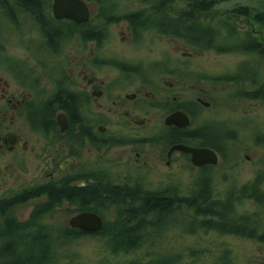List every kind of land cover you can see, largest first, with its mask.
<instances>
[{
  "label": "flooded vegetation",
  "instance_id": "1",
  "mask_svg": "<svg viewBox=\"0 0 264 264\" xmlns=\"http://www.w3.org/2000/svg\"><path fill=\"white\" fill-rule=\"evenodd\" d=\"M3 12L9 16L11 31L20 32L19 37L27 35L39 40L36 48L40 45L41 48L36 50L43 51L34 52L28 46L31 41L25 45L24 60L5 55L0 58V205L7 210L6 218L8 215L16 218L17 208L30 206L25 219L28 220L35 207L46 205L43 210L46 218L66 219L61 225L69 229V221L74 216L97 214L96 211L80 207L79 198H74L60 212L54 213L59 205L57 200H49L47 194H43L46 190L85 189L95 184L94 180L117 188L158 189L172 180L157 184L158 181L145 179L155 178L160 174V167L169 168L177 161L191 174L189 187L200 176L208 181L209 187L219 191L220 182L225 178L220 166L227 161L229 149L240 133L235 127L225 126L217 117L220 110L216 79L213 81L207 76L200 84L192 86L187 82V64L181 72L177 71V78L174 67L168 66L160 74L151 75L149 71L129 67L119 58L102 57L98 51L106 45L112 27H122L127 32L122 33L121 40L133 42L134 33L128 22L61 25L70 22L54 21L53 25H44L17 10L11 0H0V14ZM23 25L32 27L22 33ZM47 26L57 30L49 44ZM65 27L72 32L64 33ZM99 27L105 30L96 31ZM0 32L7 30L0 28ZM64 35L67 37L63 38ZM97 35H107L103 45L96 42ZM69 36L77 41L72 54L63 61L60 70H51L50 66L55 65H48V52L57 54ZM49 77H57V85L48 80ZM44 106L50 107V112L37 118V108ZM177 112L189 119L187 128L164 125L165 119ZM161 128L164 133L185 131V142L169 144L164 133H160ZM261 134L263 137L258 139L260 144L257 145L264 146V132ZM210 137H216V144L207 141ZM176 145L210 150L216 154L217 164L194 167L191 155L170 152ZM245 161H250L248 156H244ZM234 165L226 169L238 171L239 163ZM31 171L37 172L40 179L31 182L27 177ZM252 177L250 183L241 187L231 183L227 189L232 187L238 193L242 187L256 185L264 191V159L256 162ZM259 180L263 181L259 183ZM32 191L35 196L31 199ZM20 197L23 202L14 207ZM245 201L254 202V199ZM98 216L104 225V219ZM5 220L0 217L1 224ZM74 230L89 237L98 234Z\"/></svg>",
  "mask_w": 264,
  "mask_h": 264
},
{
  "label": "trees",
  "instance_id": "2",
  "mask_svg": "<svg viewBox=\"0 0 264 264\" xmlns=\"http://www.w3.org/2000/svg\"><path fill=\"white\" fill-rule=\"evenodd\" d=\"M11 1L17 10L23 11L32 20L53 25L54 20L49 13V0ZM83 1L97 8L96 25L128 22L135 38L148 30H156L160 35L173 37L183 42L185 47H191L198 52L209 51L216 55H240L250 58L249 62L239 66L233 76L226 79L231 83H239L241 87L244 85L242 81L247 83L248 89L237 90L240 98L249 102L264 103V70L260 69L264 65V0H248L247 5L233 6L224 14L228 18L218 27L206 25L204 20L206 16L214 13L218 3L227 0H137L133 11L121 8L118 0ZM45 8L48 10L44 11ZM236 18L254 24L258 30L255 33L239 32L230 23L231 19ZM66 24L68 23H62ZM91 24L90 21L87 25ZM62 30L64 33L72 32L71 28L65 27ZM104 30L103 27L96 28L98 32ZM45 31L47 43H52L57 30L47 26ZM105 36L95 37L99 46L105 42ZM66 40L68 39L64 41ZM256 62L258 65H255ZM44 107L37 108L39 110L37 118L45 117V114L50 112V107ZM163 136L169 144H179L185 142L186 132L167 130ZM215 138L210 137L207 141L216 144ZM256 144H260L258 139ZM94 181L96 182L94 185H88L85 189L68 190L65 187L58 191L49 189L47 193L53 201L61 196L70 200L79 198L82 205L80 207L96 211L104 219L103 227L92 237L99 238L103 245L105 244L104 249L109 256H117L119 253L125 254V257L133 255L146 245V241L155 237L158 231L161 232L169 222H173L174 214L181 213L182 208L192 211L191 222L196 223L193 231L182 230V233L193 234L196 230L204 233L214 231L221 236L264 240L263 233H259L258 214L237 215L233 209L234 204L249 198H253L256 205L264 207V191L256 185L242 187L238 193L231 187L222 195L209 187L208 181L203 177L197 176L193 184L187 187V194H182L176 184L153 191L159 192V195L151 193L140 195L133 188H117L109 183ZM262 181L259 180V183ZM34 193L35 191L29 193L31 199L35 196ZM23 200L21 197L17 199L14 207ZM46 207V205L35 207L28 221L20 223L11 215L6 218L7 210L0 205V217L6 219L4 223H0V264H62L58 249L88 236L47 219V214L43 211ZM151 215H155L156 222L165 220L168 223L164 226L156 225V222L151 223L149 222L152 219ZM140 217L143 218L139 219ZM148 228L152 231L149 232ZM223 251L225 253L217 257L218 261L215 264H233L228 258L227 251ZM177 262L178 256L168 255L145 262L134 259L125 264H177ZM67 264L81 263L70 260Z\"/></svg>",
  "mask_w": 264,
  "mask_h": 264
},
{
  "label": "rangeland",
  "instance_id": "3",
  "mask_svg": "<svg viewBox=\"0 0 264 264\" xmlns=\"http://www.w3.org/2000/svg\"><path fill=\"white\" fill-rule=\"evenodd\" d=\"M49 0V4L51 5ZM121 8H127L128 11H133L137 0H118L117 2ZM249 4L248 0H227L218 3L212 15L206 16L204 24L212 25L213 27L220 26L219 24L228 17L224 15L233 6H244ZM48 10L47 8L43 9ZM91 10V25H96L95 16L98 13L97 8L90 4ZM50 13V11H49ZM7 13L0 14V28L7 30V32H0V58L8 56L25 59L26 44L34 52H41L36 50L41 48L38 46L39 40H34V37L23 35L17 36L20 32L10 30V20ZM230 23L234 25L239 32L255 33L258 29L252 23H246L241 18L231 19ZM62 25V24H61ZM69 25V24H66ZM123 25V24H121ZM31 25H23L21 32L29 30ZM25 30L23 32H25ZM22 32V33H23ZM126 33L122 27H112L109 29L106 45L103 46L98 53L102 57L109 59L119 58L129 65L131 68H140L145 70L151 75H158L166 70L168 66L174 67L176 70V77L178 78L179 72L184 69L186 65L188 68L186 77L187 82L196 86L204 81L206 77L210 80L219 82L216 84L218 94L217 101L219 103L220 114L218 119L223 122L227 127H235L239 130L238 138L232 143L227 154V161L220 167L224 171L225 180L220 183L219 192L224 195L228 190V185L238 187L253 180L252 171L256 167V162L259 159H264V146H259L255 143V139H262V132H264V103L262 102H249L238 95L237 90L248 89L247 83L243 82L241 87L239 83H231L226 77L233 76L242 63L249 62L250 58L240 55H216L212 52H198L191 47H185L183 42L169 36L160 35L156 30H148L142 35L138 36L135 40L133 35V42L129 40L122 41V33ZM63 42V46L57 54H47L48 65L52 70H60L61 64L66 61L67 57L72 54L77 41L72 36ZM37 42V43H35ZM43 47V45H42ZM50 49V48H49ZM43 52V51H42ZM50 55V56H49ZM56 55V56H55ZM57 62V63H56ZM58 65V67L56 66ZM255 65H258L256 62ZM2 69V68H1ZM264 70V65L260 68ZM179 71V72H177ZM223 78L225 80L220 81ZM199 115V113H198ZM162 125V121H160ZM162 129V128H161ZM146 132V131H144ZM164 129L160 133H164ZM256 137V138H255ZM244 156L249 157V162H244ZM230 157V160H229ZM243 162V163H240ZM239 163L238 171L231 172L226 167L236 166ZM184 165L181 161H177L169 168L158 169V175L154 177H147V181H161L172 180L177 184L182 194H187V187L189 184L190 172L184 171ZM28 179L32 182L40 179L37 172L31 171L28 173ZM234 183V185H233ZM31 210L30 206L17 208L14 211L16 218L23 221L27 218ZM181 213L174 214L173 222L165 220L157 221V224L166 228L158 231L157 235L145 242V246L137 250L133 255L125 257V254L119 253L117 256H109L104 249L103 243L97 237H83L72 243H68L66 247L58 249L60 254L61 263L67 264L72 261H78L81 264H125L134 259L148 261L158 256H178L177 264H215L218 261V256L227 251L228 258L233 264H264V240L256 241L245 238H237L226 235H219L214 231L204 233L201 230H196L193 234L182 233V230L193 231L196 228V223L189 221L192 215L191 210L181 209ZM237 215H254L258 214L259 220V233H263L264 237V207L256 205L253 201L243 200L238 203L235 208ZM107 216V215H106ZM109 218V217H108ZM112 219V217H111ZM53 223L61 225L57 216L51 219ZM180 227H178V224ZM151 228L148 231L151 232ZM159 234V235H158ZM264 239V238H263ZM104 242V241H103ZM150 244V245H149Z\"/></svg>",
  "mask_w": 264,
  "mask_h": 264
},
{
  "label": "water",
  "instance_id": "4",
  "mask_svg": "<svg viewBox=\"0 0 264 264\" xmlns=\"http://www.w3.org/2000/svg\"><path fill=\"white\" fill-rule=\"evenodd\" d=\"M52 17L56 21L67 20L77 25H84L90 21V8L82 0H52ZM166 126H174L178 129L187 128L190 124L187 116L181 112L174 113L164 121ZM178 151L191 155V164L194 167L205 165H216L217 156L207 149L190 148L183 145H176L171 151ZM102 219L93 213H81L69 221V227L86 233H96L102 228Z\"/></svg>",
  "mask_w": 264,
  "mask_h": 264
},
{
  "label": "bare ground",
  "instance_id": "5",
  "mask_svg": "<svg viewBox=\"0 0 264 264\" xmlns=\"http://www.w3.org/2000/svg\"><path fill=\"white\" fill-rule=\"evenodd\" d=\"M48 54H51V52L49 53L48 52ZM57 63V62H56ZM57 65V64H56ZM48 80H50V81H52V82H54L56 85H57V82H58V78L57 77H49L48 78ZM39 108V107H38ZM94 185V184H93ZM168 185H176L175 183H173V182H171V183H169ZM167 185V186H168ZM160 188H164V187H160ZM160 188H158V189H160ZM73 189H75V188H72V187H68V190H73ZM158 189H143V188H137V189H135V190H137V192H139V194L140 195H142V194H144V193H147V194H150L151 193V195H159V192H156V191H158ZM151 190V191H150ZM154 190H156L155 192H153ZM146 191H148V192H146ZM153 192V193H152ZM47 195H46V194ZM43 194H45L48 198H49V200H52L51 198H50V196H49V194L47 193V190H46V192H43ZM142 197V196H141ZM44 201V200H43ZM72 201H74V200H70V199H67V198H65L64 196H61V197H59V199L57 200V205H59V207H57L56 209H54V213H58V212H60L61 210H62V207L66 204V203H71ZM41 202H42V200H41ZM238 203H236V204H234L233 205V209H235L236 208V205H237ZM152 216V219H150L149 220V222H156L155 221V215H151ZM143 217H140L139 219H142ZM190 219H189V221H191V216L189 217ZM192 219L194 220V218H193V216H192ZM113 220V219H112ZM20 223H24V222H27L28 220H23V221H20V220H18ZM198 221H200V220H198ZM18 222V223H19ZM155 225V224H154ZM156 225H159V224H157V222H156Z\"/></svg>",
  "mask_w": 264,
  "mask_h": 264
}]
</instances>
